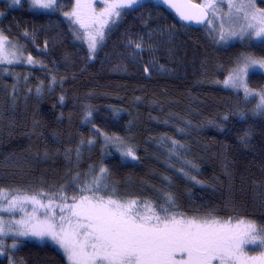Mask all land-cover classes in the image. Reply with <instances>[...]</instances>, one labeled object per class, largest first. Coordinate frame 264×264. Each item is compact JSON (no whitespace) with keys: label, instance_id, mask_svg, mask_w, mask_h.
<instances>
[{"label":"trees","instance_id":"1","mask_svg":"<svg viewBox=\"0 0 264 264\" xmlns=\"http://www.w3.org/2000/svg\"><path fill=\"white\" fill-rule=\"evenodd\" d=\"M72 3L57 0L51 11L0 0V31L16 53L0 64V189L14 196L65 186L71 199L103 167L120 201L264 226V114L223 83L240 53L264 58V39L221 46L207 25L188 28L148 0L124 11L90 54L65 16ZM259 72L246 75L254 91L264 85ZM10 254L15 264H67L33 241L19 240Z\"/></svg>","mask_w":264,"mask_h":264},{"label":"snow or ice","instance_id":"2","mask_svg":"<svg viewBox=\"0 0 264 264\" xmlns=\"http://www.w3.org/2000/svg\"><path fill=\"white\" fill-rule=\"evenodd\" d=\"M161 2L176 9L181 20L207 23L216 30L214 17L220 11L217 7L220 0H205L202 4H193L189 0L184 5H178L173 0ZM19 3L20 0H11L12 5ZM29 3L37 9L57 10V0H29ZM139 3L140 0H110L102 12L97 15L93 11L89 16L86 10L92 9V4L86 0H76L74 10L66 12L65 16L70 20L74 17L72 22L86 30L91 54L103 41L105 29L116 24L125 9L134 8ZM227 3L230 12L220 16V41L236 36L243 39L245 33L249 36L254 33L257 38H264V10L258 9L254 0H227ZM232 9L243 13V19L247 22L246 25H240L239 31L230 27L226 30L225 27V16L230 17ZM8 43V38L0 31V63H12L8 56H16L15 52L7 51ZM141 47V43L137 42L136 48ZM27 61L36 62L31 56L27 57ZM257 66L264 69V58L240 53L235 58V67L223 83L226 87L243 86L246 99L259 96L260 101L254 112L264 114V89L254 91L244 81L249 70ZM111 139L106 137L108 141ZM114 139L122 146V156L134 160L137 158L131 146L125 145L119 137ZM176 143L173 141L174 145ZM187 163L191 168H197L191 161ZM181 171L186 177L200 183L196 176H190L183 169ZM100 173L102 175L93 176L91 181H86L80 187V193L91 194H80L78 199L73 196L72 203L67 202L69 197L65 194V186H61L56 193L19 194L11 199H7L4 196L5 190L0 189V197L7 199V205L0 203V212H14L17 208L24 211V217L14 222V235L50 238L63 249L68 264H213V261L218 264H264V253L247 256L244 247L264 245V226H258L250 220H237L236 217L224 221L215 218L212 212L192 218L186 217L184 213L169 215V208L160 205L162 216L157 213L151 201L144 202L145 211L141 213L137 208L138 200L121 202L113 198L116 195L115 189L107 192L108 185L104 180L107 169L101 167ZM73 181L79 184L78 176ZM104 195L109 198L105 199ZM44 196H48L46 203L40 198ZM166 202L175 206L171 194H166ZM26 204L32 205L31 212L25 211ZM57 208L59 212L54 210ZM9 231H13L12 225L6 226L0 217V236L7 235ZM11 247H15V244ZM4 254L3 240H0V255ZM9 259L11 264V257Z\"/></svg>","mask_w":264,"mask_h":264},{"label":"rangeland","instance_id":"3","mask_svg":"<svg viewBox=\"0 0 264 264\" xmlns=\"http://www.w3.org/2000/svg\"><path fill=\"white\" fill-rule=\"evenodd\" d=\"M21 1H23V0H20V2ZM27 1L29 2V0H27ZM72 1H73L72 7L70 8L71 11L69 13H71L74 10V8L76 7V0H72ZM141 1L145 2V1H148V0H140V2ZM86 2H90L92 4V9L86 10L88 12V15L90 16L93 11L97 15L100 12H102L104 10L106 4L108 2H110V0H86ZM198 2H199V4H202V3L205 2V0H198ZM254 3H255V5H256V7L258 9L264 10V0H254ZM30 7H32V6L30 5ZM217 7L220 9V11L214 17V23L216 25V30L214 31L212 26H210L208 24H207V27H208L209 31L214 33L213 35L217 39V41H219V42H221L223 44L221 46H226V45L232 44V43H234L236 41H249L251 43H257L261 39H264V38H257L254 33L251 36H249V35H247V33H245L243 39H241L239 36H236V37H230L227 40L229 42L220 41V31H219V26L221 24L220 16L229 13L230 10L228 8L227 0H220V2L217 4ZM33 9H37V8L33 7ZM126 10L127 9H125L124 11H126ZM74 19H75L74 17L71 18V20L68 18L69 22L71 23V27H72L73 30H75L77 32L76 34H79L80 38H78V40L89 51V47H88V43H87V37L85 35L86 30L81 28L79 24L73 23L72 21ZM246 23L247 22L243 19V13H237L235 11V9L231 10V16L230 17L229 16H225V27H226V30H227V28L230 27V28L236 29V31H239L240 30V25H246ZM244 39H246V40H244ZM100 44H101V42L98 44L97 48L100 46ZM7 51L9 53L15 52V51L10 50V45H7ZM12 57L13 56H8V59L12 60ZM0 64L1 65H5V64H10V63H6L5 62V63H0ZM252 72H259V73L262 72V74L264 75V69H261L258 66L255 67V68L250 69L248 73H252ZM246 77L247 76L244 77V81L245 82H246ZM227 88L233 89V90H236V91L240 90L245 95L243 86H239V87H235V88L234 87H227ZM261 89H264V85L261 87ZM257 91H259V90H257ZM247 99L248 100L252 99V100L256 101V105L260 101V97L259 96H255V97L254 96H249ZM117 148H118V152L121 153L122 146H118ZM80 194L90 195L91 193H80ZM79 195L76 197L77 199L79 198ZM4 196L7 197V199H11L12 198V195H9L8 193H4ZM40 198L45 203L47 202L48 198H43V197H40ZM7 199H4V197H0V203H2L4 205H7ZM105 199H108V198H105ZM127 201H130V200H124V201L121 200V202H127ZM57 202H60V201L58 200ZM67 202L68 203H72L73 201H72V199H68ZM24 208H25V211H27V212H31L32 211V205L31 204H26L24 206ZM137 208L141 211V213H143L145 211L144 204H142V203H139L137 205ZM54 210L56 212H59L58 208L54 209ZM41 211H43V210H41ZM24 215H25V212L21 211L19 208H17L14 212H0V217L3 218V220L5 222V225L8 226V225L11 224L12 225V229H13V231H9L7 235L0 236V240H3V248H4V251L6 253L4 255H0V257H7L8 258V264H10V259H9V257H11L10 252L12 253L13 251H15V249L18 246L19 240H26V241H33V242H36V243H39V244H50L51 246H53L57 251H59L64 256V258H65V260H66V262L68 264V260L66 258V255H65L63 249H61L59 247V245L56 244L54 241H52L50 238L45 237V238L41 239V238L34 237V236H18V235H14V230H15V227H16L14 222L20 220L21 218H23ZM160 215L163 216V214H160ZM169 215H171V214H169ZM178 218H180V217H178ZM235 222L236 221H233V223H235ZM13 244H15V247H11V245H13ZM244 247H245V254L247 256H259L261 253H264V245H260V246L245 245ZM179 258L180 257H179V254H178L177 255V259H179ZM11 264H15L13 262V260H12V257H11ZM213 264H218V262L217 261H213Z\"/></svg>","mask_w":264,"mask_h":264},{"label":"water","instance_id":"4","mask_svg":"<svg viewBox=\"0 0 264 264\" xmlns=\"http://www.w3.org/2000/svg\"><path fill=\"white\" fill-rule=\"evenodd\" d=\"M153 1L155 2V4H157L159 7H161L164 11H166L167 13L176 17L180 23H182L183 25H185L188 28L201 29L207 25V23L199 24V23H196L194 21L181 20L176 9L169 7L168 4L162 3L161 0H153ZM173 2L178 4V5H184V4H187L189 2V0H173ZM190 2L193 4H199V3H196L192 0H190Z\"/></svg>","mask_w":264,"mask_h":264}]
</instances>
